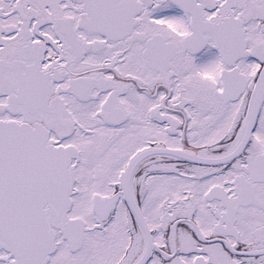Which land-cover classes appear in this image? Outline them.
<instances>
[{"label":"snow or ice","instance_id":"obj_1","mask_svg":"<svg viewBox=\"0 0 264 264\" xmlns=\"http://www.w3.org/2000/svg\"><path fill=\"white\" fill-rule=\"evenodd\" d=\"M0 264H264V0H0Z\"/></svg>","mask_w":264,"mask_h":264}]
</instances>
